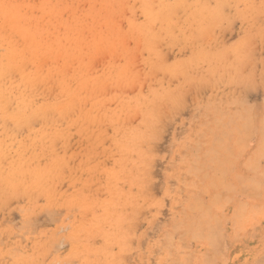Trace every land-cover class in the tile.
<instances>
[{"label": "rangeland", "instance_id": "1", "mask_svg": "<svg viewBox=\"0 0 264 264\" xmlns=\"http://www.w3.org/2000/svg\"><path fill=\"white\" fill-rule=\"evenodd\" d=\"M0 79V264H264V0H0Z\"/></svg>", "mask_w": 264, "mask_h": 264}, {"label": "bare ground", "instance_id": "2", "mask_svg": "<svg viewBox=\"0 0 264 264\" xmlns=\"http://www.w3.org/2000/svg\"><path fill=\"white\" fill-rule=\"evenodd\" d=\"M11 17H12V16H11ZM16 25H17V24H16ZM20 26H21V25H20ZM23 33H24V32H23ZM18 57H19V56H18ZM7 58H8V57H7ZM10 59H11V58H10ZM3 60H4V59H3ZM15 60H17V59H15ZM6 61H7V60H6ZM13 61H14V60H13ZM7 62H10V61H7ZM11 63H12V61H11ZM13 63H14V62H13ZM17 64H18V63H17ZM9 65H10V64H9ZM10 66H11V65H10ZM13 66H14V65H12L11 68L16 67V66H17L16 63H15V66H14V67H13ZM6 72H7V70H6ZM24 75H25V74H24ZM28 76H30V75H28ZM22 77H23V76H22ZM233 77H234V76H233ZM20 78H21V77H20ZM25 78H26V77H25ZM1 79H2V78H1ZM1 79H0V80H1ZM23 80H24V79H23ZM1 81H2V80H1ZM24 81H25V80H24ZM8 82H9V81H8ZM21 82H22V81H21ZM9 83H10V82H9ZM26 83H27V82H26ZM5 84H6V83H5ZM23 85H24V84H23ZM31 87H32V86H31ZM29 88H30V87H29ZM32 88H33V87H32ZM71 88H72V87H71ZM1 89H2V88H1ZM16 98H17V97H16ZM3 99H4V98H3ZM28 102H29V101H28ZM31 102H32V101H31ZM4 106H5V105H4ZM30 106H31V105H30ZM27 107H28V106H27ZM17 112H18V110H17ZM19 112H21V111H19ZM221 113H222V112H221ZM221 119H222V118H221ZM221 119H220V123H221ZM248 121H250V120H248ZM263 122H264V120H263ZM220 123H219V124H220ZM244 124H246V123H244ZM248 124H249V126H250V123H248ZM222 127H223V126H222ZM244 127H245V126H244ZM237 130H238V129H237ZM263 133H264V132H263ZM220 141H221V140L219 139V141H217V142L221 143ZM263 141H264V140H263ZM222 146H223V145H222ZM227 150H228V149H227ZM227 152H228V151H227ZM213 153H214V152H213ZM263 153H264V152H263ZM196 161H197V160H196ZM217 197H219V196H217ZM215 199H216V198H215ZM197 207H199V206H197ZM198 209L200 210L201 208H198ZM46 212H47V211H46ZM205 212H206V211H205ZM205 212H204V213H205ZM52 213H53V212H52ZM142 213H143V212H142ZM204 213H203V214H204ZM203 214H202V215H203ZM206 214H208V213H206ZM202 215H201V216H202ZM39 216H40V215H38V217H39ZM52 216H53V215H52ZM201 216H200V217H201ZM203 216H205V215H203ZM203 216H202V217H203ZM242 216H243V215H242ZM214 217H215V216H214ZM50 219H51V218H50ZM209 219H210V218H209ZM209 219H208L207 221L210 223V220H209ZM215 222H216V221H215ZM26 223H28V222H26ZM216 223H217V222H216ZM30 224H31V223H30ZM32 226H33V225H32ZM198 234H199V233H198ZM201 234H202V233H201ZM208 236L210 237V234H209ZM213 236H214V235H212L211 238H213ZM214 238H215V237H214ZM214 238H213V240H214ZM192 239H193V238H192ZM208 239H209V238H208ZM215 242H216V241H215ZM215 242H214V243H215ZM217 243H218V242H217ZM218 244H219V243H218ZM55 245H56V244H55ZM57 245H58V244H57ZM162 246H163V245H162ZM218 246H219V245H218ZM56 248H57V247H56ZM215 248H216V247L214 246L212 249H215ZM14 250H15V249H14ZM215 250H216V249H215ZM16 251H17V250H16ZM216 252H217V250H216ZM263 260H264V259H263ZM260 261H261V260H260ZM258 264H259V263H258Z\"/></svg>", "mask_w": 264, "mask_h": 264}]
</instances>
